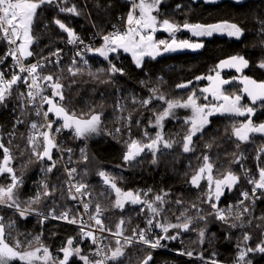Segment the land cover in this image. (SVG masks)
<instances>
[{"label":"trees","instance_id":"1","mask_svg":"<svg viewBox=\"0 0 264 264\" xmlns=\"http://www.w3.org/2000/svg\"><path fill=\"white\" fill-rule=\"evenodd\" d=\"M130 5L129 0H67V4L61 5L76 6L82 13L79 16L61 13L57 8L44 6L39 10V15L32 26L31 34L35 39L30 46V51L33 55L26 61L39 59L63 45L67 34L59 29L53 22L54 19L61 20L77 35L87 38L93 33H105L111 24H125ZM154 15L159 20L169 19L179 25L185 21L200 24L228 21L238 24L245 31L240 41L218 37L195 41L181 29L176 35L179 40L200 42L204 46L194 53L167 52L156 59L146 58L139 68L121 52L110 54L111 63L123 69L124 75L119 72L110 74L107 71L109 60H104L94 53H89L72 66L80 69L76 75L68 71L71 66L68 60L59 65L45 67L40 76L53 75L54 78H60L66 97L61 103L69 111H75L79 115L94 109L95 112L103 114L100 131L90 138L76 139L71 131L63 130L59 134V139L72 150L71 160L74 168L77 169L78 180L88 185L86 191L89 193L90 209L94 211L97 203L101 205L104 209V223L113 233L121 219L125 221L123 225L125 236H132L133 229L139 231L149 228H151L149 236L152 233L161 236L165 234L160 228L155 227L156 223L179 224L190 220L188 231L177 228L169 230L167 235L177 236V239L162 240L166 248L184 249L186 252H192L194 256L203 258L215 256L217 261L223 264H236L238 244L241 247L254 248L257 243L264 240V219H260L264 217V193L255 203L241 205L239 211L235 213L231 209L232 215L229 217L228 224L216 219L215 209L211 207V203H216L217 207L221 208L236 201L241 191L249 190V177L254 175L257 178L258 168L264 166V135L250 134L248 142H240L232 134V129L234 126L239 127L243 119L219 114L209 119L210 124L204 129L203 134L193 137L194 150L185 153L182 141L188 125H185L182 119H173L164 124L162 131L165 138L175 140L177 143L171 149L161 146V151L156 155V163L152 162V153L147 150L130 163H124L122 157L126 151L124 142L128 141L129 137L144 140L145 132L154 137L158 131L149 122L154 124V113H159L167 105L153 98L152 89H158L157 94H162L167 100H186L189 94L195 92L196 95H200L202 93L200 90L205 88L207 79L197 80L196 77L213 76L217 71L220 72L222 79H232L231 85L224 88L229 95L241 93L238 82L243 76L264 81V70L258 67L259 62L264 59V42L259 35L258 22L264 19V0L247 2L242 6L222 3L212 7L201 4L195 6L188 0H162L158 12ZM156 36L164 37L165 35ZM100 45L97 44L96 47ZM6 51L7 44L0 41V57H3ZM232 55L244 56L249 61V66L239 73L227 74L218 70L216 65ZM85 60L87 63L84 62ZM11 66V60L7 57L5 62L0 64V71L4 72ZM101 69L105 71L102 72ZM39 83L44 95L51 96V88L48 87L50 82L39 80ZM180 84H186L187 87H177ZM21 93V84L18 83L14 86L6 105H0V142L8 147L15 157L12 166L16 170V175L23 174L24 183L17 189L19 200L22 206H27L26 202L34 199L37 192L43 193L44 190L40 185L44 182L50 187L55 185L56 192L48 197L42 196L39 203L32 204L31 207L36 210L35 213L48 215L54 210L57 216L64 211L75 215L76 210L64 188L60 167L56 164L52 173H46L43 169L51 161L47 159L38 161L31 155L32 150L28 147L29 134L33 133L31 124L36 123L39 126L40 122L31 115L28 106L20 107L21 101L17 97ZM145 99L151 100L146 107L141 103ZM55 100L59 101V98L56 97ZM197 102L200 103L199 100ZM117 103L122 106L123 111L117 110ZM24 104L27 105L25 100ZM262 104L264 102L259 103L252 117L257 124L264 122ZM129 115L130 121L127 119ZM17 118L23 123H17ZM49 119L55 121L54 127L60 126L54 114L50 113ZM137 121L139 124L136 123ZM116 128H121V132L117 133ZM109 132L112 135H108ZM37 139L42 143V137ZM208 143L212 144L211 148L205 147ZM81 149H84L87 154V161L81 160ZM258 153H261L259 159H257ZM204 154L211 157L215 177L222 178L228 171H232L239 177V182L231 190L225 188L219 201L215 200L214 192L213 199L208 200L206 179L201 180L199 188L193 187L190 183L191 177L203 163ZM2 155L3 151L0 149V159ZM237 157H240L239 162H233ZM100 170L116 177L117 186L124 191L141 194L146 192L148 195L144 199L149 201L154 200L156 195L163 196L165 203L162 206L159 203L155 205L162 208L160 215L155 216L146 206L133 205L130 202L125 203L123 210L114 208L115 193L104 185L97 175ZM10 182L8 174L0 175V185ZM105 192L107 195H102ZM177 200L182 203L177 204ZM244 206H248L250 212L243 214L242 219H237V213H241ZM181 213L184 215L181 216ZM0 216L4 217L7 242L14 245L18 239L22 244L21 251L34 250L44 245L54 256L62 259L63 253L59 250L62 246H67L69 238H73V247H80L81 255L95 261L91 246L82 241L81 234L76 230L48 222L41 223L32 218L22 219L19 215L3 209H0ZM201 216L204 219H200ZM149 218L153 220L151 226L147 223ZM229 224L237 226L233 228L229 227ZM200 229L205 230L203 242L199 236ZM245 233L251 236L246 245L243 242ZM105 243L112 248L116 246L114 239H107ZM124 252L125 255L119 264H141L148 254L152 256L149 264H196L167 253L135 245L125 247ZM247 259H250L252 264H264V255L259 253H249ZM13 264H20V262L15 261ZM69 264H83V261L73 256Z\"/></svg>","mask_w":264,"mask_h":264},{"label":"snow or ice","instance_id":"2","mask_svg":"<svg viewBox=\"0 0 264 264\" xmlns=\"http://www.w3.org/2000/svg\"><path fill=\"white\" fill-rule=\"evenodd\" d=\"M162 0H131V6L127 13L126 28L124 30H116L107 34L98 32L103 43L96 47L91 45H84L81 51H77L76 55L83 58V51L89 53H94L104 60H109V68L107 71L110 74H115L119 72L124 75L123 69L116 67L110 61V54L116 53L119 50H123L125 53H130L136 67H141L142 60L145 56L152 57L155 59L157 56L161 55L162 52H174L182 49L197 50L202 48L204 45L200 42H191L187 39L178 40L176 38V33L181 29L189 31L194 37H211L213 34H226L228 37H234L239 40L244 35V29L236 23L221 21L214 24H200V23H189L185 21L182 25L175 23L169 19L159 20L154 13L158 12L159 5ZM217 0H205V3H216ZM235 3L242 4L243 0H235ZM62 4H67V0H0V41L6 42L10 47L3 57H0V64H3L7 57L11 56L14 67L17 68L18 72H13L11 78H6L5 73L0 71V105H6L8 98L12 95L14 86L18 83H24L29 89L26 97L24 93H21L17 99L21 101L20 107L24 108L27 105L24 104V100L27 99L28 105H31L33 101L40 98V104L36 107V114L40 115L44 104L48 105L46 111H43V117L46 121L45 125L48 131L39 132L38 125L36 123L31 124L33 130H37V135L42 137V143L38 141L37 135L29 134L28 137V147L31 148V155L35 156L38 161H44L47 159L51 163L43 169L46 173H52L53 169L56 167L57 161L53 160V149H59V145L56 142L55 135L52 134L53 125L55 121L49 119V114L55 115L57 120L62 121L59 127L54 129L55 133H60L63 130H70L76 139H86L92 134H96L100 131L101 117L102 113L95 112L94 109H90L89 112L83 114H77L75 111H69V109L61 102L66 99L63 88L64 86L60 82L59 77L53 75H47L41 77L37 73L38 67H43L42 64L37 62L36 64L25 65L23 63V58L30 57L33 52L30 51V46L34 42V37L32 33V26L35 19L39 15V10L44 6H50L57 8L61 13H71L73 15H81V11L77 9L76 6L64 7ZM102 7V5H101ZM179 7V6H178ZM60 30L67 34V43L69 44H84V41L64 22L59 19H54L53 21ZM260 24L259 35L264 42V19L258 21ZM95 26V25H94ZM158 30L169 33V40H156L154 38V33ZM19 41V43H17ZM59 54V50L52 55ZM44 59H47L46 57ZM87 63V61H84ZM73 65L76 61L73 60ZM249 66V61L241 55H232L227 59L221 60L216 67L217 68H234L237 72L242 71V69ZM258 67L264 69V59H262ZM68 71L72 75H76L80 72L79 68H74L70 66ZM100 71H105L101 69ZM27 73V76H21L20 73ZM197 80L207 79L211 81L210 87H205L201 89V92L208 93L211 95L212 100L216 103H206L200 104L197 102L198 97L196 93L193 92L188 95L186 100H167L162 94H157L158 89H152L153 98L164 102L167 107L164 108L159 113H154L155 122L154 124L150 121V125L159 129L156 131L155 136H150L149 133L145 132L144 140L133 139L129 137L128 141H125L126 151L123 154L124 163H130L139 157L146 150L152 153L153 163H156V155L161 151V146L165 149H171L177 141L165 138L163 134V121L170 117H174V110L177 108H185L191 110V116L186 117L184 120L185 125H188L187 131L183 136L182 148L185 153L193 151V137L197 134H203L204 129L210 124L209 117L214 114L221 115H235L240 117H246V120L241 122L239 127H233L232 134L240 142H248L250 140V134L258 133L264 135V122L255 123L252 117L255 115L256 108L241 104V95L239 94H227L223 89V85L230 83V81L222 79L220 72H216L215 76L196 77ZM39 80L48 81V87L51 88V96L42 95L43 89L41 88ZM30 81V82H29ZM109 82V81H102ZM75 83V81L73 82ZM191 83V82H189ZM240 83L244 85L242 92L247 95L252 105H256L257 102H264V81H257L255 79L249 78L248 76H243ZM177 87L183 88L187 87L186 84L177 85ZM58 97L59 101L55 100ZM205 100L208 99L207 96L204 97ZM143 106H147L151 103L150 99H145L141 101ZM264 107V104L261 105ZM117 110L123 111L122 106L117 103ZM119 119V118H118ZM131 120V116L127 118ZM17 123H23V121L17 118ZM139 124V121L136 122ZM117 133L121 132V128H116ZM112 135L111 132L107 133ZM206 148H211L212 144L208 143L205 145ZM239 147V145H237ZM0 149L3 151L2 159H0V175L8 174L10 177V183L6 185H0V207L13 209L19 216L24 219L33 212L35 209L31 207L32 204L39 203L41 197H48L54 195L56 192V186H49L47 183L41 182V188H43V193L37 192L34 199H30L27 206H22V202L19 200L17 189L23 185V174L20 176L16 175V170L12 166V161L15 159L10 149L6 147L2 142H0ZM71 152V149L67 150ZM23 154V153H22ZM261 153L257 154V159L260 158ZM81 160L87 161L88 156L84 149H81ZM203 163L199 166L196 173L191 177L190 183L193 187L199 188L201 186V180L206 179L208 182V200L213 199V192L216 201L220 200V197L224 194L225 188L231 190L238 182L239 177L232 171H228L227 174L223 175L222 178H217L213 175L214 164L211 162V157L204 154L202 157ZM240 157H237L235 163H238ZM119 167V166H118ZM259 178H249L248 183L253 185L251 195L255 199H260L258 195V190L264 191V166L258 168ZM68 180L65 183L68 186V198L72 200H77L78 197L89 195L87 193L88 185L80 181H74V175L77 173L76 168L68 169L65 168ZM247 174V172H246ZM97 175L103 181V184L108 186L115 193V201L113 202V207L123 210L126 202H130L133 205L141 204L147 207L149 212L155 216L160 215L162 211L161 207H156L155 205L159 203L161 206L165 203L164 197L161 195H156L154 200H147L148 193H139L132 191H124L117 186V178L107 173L104 170L98 171ZM214 185V189H213ZM74 189V192H73ZM102 195H107V193H102ZM167 195V193H165ZM244 200L249 199L248 192L241 193ZM244 200L239 203L244 204ZM84 214L88 215L89 221H94L95 231L98 232H108L110 235L116 237L115 247H109L104 245L101 247L100 240L101 237L94 235L93 230L85 231L86 227H90L83 219H77L76 216H71L68 211L61 212L59 216L55 214V211H51L48 216H43V220L52 219L64 220L68 224H76L80 226V231L84 238H90L92 243L97 246L96 251L93 255L101 257L95 261L90 260L88 256L81 255L80 247H73V238H69L67 241V246H62L59 250L63 253L62 259H58L54 256L49 249L41 245L34 250H24L22 248L21 242L17 239L14 245H10L7 242V233L5 230L4 217L0 216V264H13L14 261H19L20 264H69L70 258L73 256L79 258L83 261V264H119L121 258L125 255L124 249L127 246H131L133 243H142L152 249H157L164 247L161 244L162 240H175L177 236L167 235L170 229L177 228L182 231L190 230V220H186L179 224H161L156 223L155 227L160 228L165 235L158 236L154 239H150L148 233L151 231L149 229H136L132 230V236L124 235L125 221L121 219L119 223L116 224V231L113 233L112 230L104 223L103 211L101 205L97 203L95 205L94 212L90 211V205L87 202L81 201ZM177 204L182 203V201L177 200ZM195 207V205H193ZM211 207L215 209V217L222 223L228 224L229 217L232 215V206H229L227 210L220 209L217 207L216 203H211ZM144 211V208H141ZM250 212L248 206H244L241 213H237V219H242L243 214ZM37 215H42L36 213ZM211 214V213H210ZM81 216L79 212L76 214ZM184 213H181L183 216ZM179 219V217H178ZM200 219H204L203 216ZM264 219V217H260ZM14 223V222H13ZM149 226L153 224V220L149 218L147 220ZM251 223V221H249ZM11 226V225H10ZM236 224H229V227H236ZM241 226H243L241 224ZM259 227V225H258ZM199 236L201 242L205 238V230H199ZM39 238L37 237V240ZM251 239L248 233L243 235V242L246 245ZM238 256L236 264H252L250 259H247L249 253H259L264 255V240L256 244V246L241 247L240 244L237 245ZM107 249V250H105ZM180 255L192 256V252L180 251ZM203 259V257H200ZM152 260L151 254H148L142 261L141 264H149ZM206 264H218L216 260L206 262Z\"/></svg>","mask_w":264,"mask_h":264},{"label":"built area","instance_id":"3","mask_svg":"<svg viewBox=\"0 0 264 264\" xmlns=\"http://www.w3.org/2000/svg\"><path fill=\"white\" fill-rule=\"evenodd\" d=\"M129 1H130V4H131V0H129ZM125 28H126V23L123 24V25H119L118 23H114V24H111L110 27H109V29L105 33H103V34H107V33H110V32L116 31V30H124ZM78 36L84 41V44H80V43L69 44V43H67V39H68V37H67L65 39L63 45L59 49L55 50L54 52H52V53H50L48 55H45L43 57H40L39 59H36L34 61H31V62H27V61L23 60V63L25 65H31V64H36L37 62H39L40 64L43 65V67H38L37 73L39 75H41V71L45 67H48V66H51V65H59V64H61L64 61V59H67V58L70 59L71 60V63L73 62V60H75L76 63H77L79 60L84 59L86 57V55L89 54V52L83 51V53H82L83 58H81V56H77L76 55L77 51H81L84 48V45L96 46L97 44H102L103 43V41L101 40L100 36L97 33H93V34L89 35L85 39L82 38L80 35H78ZM9 47L10 46L7 44V51H8V48ZM58 50H59L58 56L57 55H52L53 53H56ZM45 57L47 59H44ZM9 58L11 60L12 66H11L10 69L4 71V73H5L6 78H9L10 79L11 78V74L13 72H18L19 70L14 67V64H13V61H12L11 56H9ZM72 65H73V63H72ZM20 75L21 76H27L28 74L25 72V73H20ZM38 83H39V81H38ZM20 84H21L22 93H24L25 94V97H26V94H27V92H28L29 89L25 86L24 83H20ZM42 95H44L43 91H42ZM25 103L29 107V110L31 112V115L36 120H38L40 122V125L38 126V131L39 132L48 131V129L46 127H42L46 123V121H45V119L43 117V111H46L47 110V108H48L47 107V104H44L43 105V108L41 110V114L40 115H37L36 114V107L39 106V104H40V98L37 97V99L35 101H33L31 103V105H28L27 99H25ZM55 128L56 127L53 126L52 134L55 135L56 142L59 145V149H53V157H54V161H57L58 162L57 165L61 169V172L63 174L64 188H65L66 192L68 193V186L65 183V181L68 180V176H67V173L65 172V168L67 167L68 169H71V168H74V166H73V163H72V160H71V152H68L67 151L70 148H68L65 145V142L63 140L59 139V134L60 133H55V131H54ZM32 134L33 135H37V130H33V133ZM37 137H39V136L37 135ZM249 178H255V176L252 175ZM76 181H79V180H78V178H77V176L75 174L74 175V181L73 182H76ZM252 188H253V185L250 184L249 190H243V191H241L240 194H239V197L237 198L236 201L231 202V203H228L226 206H223L220 209H228L229 206H232V210H233L234 213L237 212V211H239V207L241 206V204L239 202L241 200H244V198L241 195L242 192H248L249 193V199L244 200V204L247 203V204L250 205V204L255 203L258 199H255L254 197H252V195H251ZM73 192H74V189H73ZM262 193H264V191L258 190V195L259 196H261ZM81 201L89 203V195L82 196V197H78L77 200H72L73 206L75 207V210H76V214L79 212L80 214H83V215L77 216L75 214V215H71V216H76V218L78 220L79 219H83L88 225H90V227H86L85 228V231L93 230L94 231V235L101 237V240H100L101 247H103L104 245H106L105 241L107 239H114L115 240L116 237H114L113 235H110L108 232L101 233V232L95 231V227L96 226L94 224V221H89L88 215L87 214H84V209H83V206H82ZM0 209L8 210V211H11V212L19 215L13 209H8V208H4V207H0ZM90 211H92V210L90 209ZM92 212H94V211H92ZM43 216H48V215H44V214L37 215L35 212H33L30 215H28L26 218H32V219H35V220H38V221L41 222ZM43 222H48V223H52V224H55V225H58V226L68 227L70 229H73V230L78 231L81 234L82 241L88 243L91 246V253H92V255L96 251L97 246L92 243V240L90 238H84L82 236V233L80 231V226L79 225H76V224H68L64 220L52 219L50 217L48 219H46V220H43ZM157 236H158L157 233H152L149 236V238L150 239H154ZM178 242H180V239L179 238H178ZM161 244L164 245V243H162V242H161ZM132 245H135V246H138V247L147 248V249H151V250H154V251H157V252L167 253V254H170V255H173V256H176V257H179V258L188 260V261L195 262L196 264H206V262H210L212 260H215V259H204V258L201 259L200 257H195V256L189 257L188 255H180L179 254L180 251L186 252L184 249L171 250V249L166 248L165 246L164 247L157 248V249H152V248H150V247H148V246H146V245H144L142 243H133ZM105 250H107V249H105ZM93 257H94L95 260L101 258V257H97L95 255H93ZM218 264H223V263L218 262Z\"/></svg>","mask_w":264,"mask_h":264},{"label":"rangeland","instance_id":"4","mask_svg":"<svg viewBox=\"0 0 264 264\" xmlns=\"http://www.w3.org/2000/svg\"><path fill=\"white\" fill-rule=\"evenodd\" d=\"M154 14H155V13H154ZM182 31L185 32V33H186L191 39H194L195 41H198V40H210V39H212V38H214V37L225 38V39L233 40V41H240V40H241V39L237 40V39H235L234 37H228L226 34H213L211 37H199V38H198V37H194V36H192V34H191L189 31H187V30L182 29ZM158 34H163V35H165V36H164V37H163V36H161V37H157L156 35H158ZM175 35H177V33H176ZM154 38H155L156 40H169V39H170V36H169V33L164 32V31H162V30H158L157 32L154 33ZM176 38H177V36H176ZM241 38H242V37H241ZM177 39H178V38H177ZM178 40H179V39H178ZM17 43H19V41H18ZM29 50H30V49H29ZM118 52H121V53H123L124 55L128 56V57L130 58V60L132 61V63L135 65V63H134V61H133L132 56H131L130 53H125V52H123V50H119ZM118 52H116V53H118ZM116 53H111V55L116 54ZM165 53H166V52H162V54L159 55V56H157L156 58L161 57V56H162L163 54H165ZM146 58L153 59L152 57L145 56V57L143 58V60H142V63H143V61H144ZM156 58H155V59H156ZM23 59H28V57L23 58ZM135 66H136V65H135ZM244 69H246V68H244ZM244 69H242V70H244ZM218 70L223 71V72H226L227 74H231V73H239V72H237L234 68H218ZM263 70H264V69H263ZM240 72H241V71H240ZM238 84H239V87H240L241 93H235V94H239V95H241V104H243V105H249V106L255 107V108H256V111H257L258 105H259V103H261V102H257L256 105H252V104H251V101L249 100V98L247 97V95L244 94V93L242 92V89H243L244 85H243L242 83H240V82H238ZM205 86H206V85H205ZM200 91H201V90H200ZM227 94H228V93H227ZM196 96H199L198 100H199L200 104H206V103H209V102H211V103H216V101H213L211 95L208 94V93H203V92H202L200 95H196ZM205 96L208 97L207 100L204 99ZM198 100H197V101H198ZM174 113H175L174 117H170V118H168V119H165V120L163 121V124H165L167 121H169V120H173V119H182V120H185L186 117H189V116H191V114H192L190 109H185V108H177V109L174 110ZM255 113H256V112H255ZM215 115H219V114H214L213 116H215ZM213 116H211V117H213ZM231 116H233V117H235V118H242L243 120L240 121V122H243V121L246 120V117H240V116H235V115H231ZM211 117H209V119H210ZM158 130H159V129H158ZM253 134H258V133H253ZM92 135H93V134H92ZM92 135H91V136H92ZM260 135H261V134H260ZM91 136H89V138H90ZM258 178H259V177H258ZM14 262H15V261H14Z\"/></svg>","mask_w":264,"mask_h":264},{"label":"water","instance_id":"5","mask_svg":"<svg viewBox=\"0 0 264 264\" xmlns=\"http://www.w3.org/2000/svg\"><path fill=\"white\" fill-rule=\"evenodd\" d=\"M192 5H204L206 7H212V6H217V5H220L222 3H230L234 6H242L243 4L247 3V2H254V1H257V0H243V3L242 4H237L235 3V0H217L216 3H205V0H188ZM199 49L197 50H191V49H182V50H177V51H174V52H168V53H171V54H180V53H194L196 51H198ZM167 53V52H166ZM215 76V75H214ZM221 76V75H220ZM230 81V83L228 84H225L223 85V89L228 87L229 85H231L232 81L231 80H228ZM212 83V82H211ZM211 86V85H210ZM48 106V105H47Z\"/></svg>","mask_w":264,"mask_h":264},{"label":"bare ground","instance_id":"6","mask_svg":"<svg viewBox=\"0 0 264 264\" xmlns=\"http://www.w3.org/2000/svg\"><path fill=\"white\" fill-rule=\"evenodd\" d=\"M84 39H85V38H84ZM67 60H68V62L70 63V65L73 66L72 63H71V60H70V59H68V58H67V59H64V61H67ZM64 61H63V62H64ZM10 68H11V67H10ZM47 107H48V106H47ZM192 256H194V255H192ZM195 257H198V256H195ZM204 259H215V260L217 261V259L215 258V256L212 257V258H204ZM217 262H219V261H217ZM220 263H221V262H220Z\"/></svg>","mask_w":264,"mask_h":264},{"label":"flooded vegetation","instance_id":"7","mask_svg":"<svg viewBox=\"0 0 264 264\" xmlns=\"http://www.w3.org/2000/svg\"><path fill=\"white\" fill-rule=\"evenodd\" d=\"M216 73L213 74V76L215 75ZM226 80V79H225ZM227 80H232V79H227ZM211 85V81L207 80L206 81V86L205 87H210Z\"/></svg>","mask_w":264,"mask_h":264},{"label":"crops","instance_id":"8","mask_svg":"<svg viewBox=\"0 0 264 264\" xmlns=\"http://www.w3.org/2000/svg\"><path fill=\"white\" fill-rule=\"evenodd\" d=\"M24 60H26V59H24ZM59 121V124L61 125L62 124V121H60V120H58ZM70 131V130H69ZM72 132V131H71ZM73 133V132H72ZM259 177V176H258Z\"/></svg>","mask_w":264,"mask_h":264}]
</instances>
